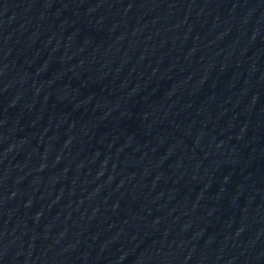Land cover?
<instances>
[{"label": "water", "instance_id": "obj_1", "mask_svg": "<svg viewBox=\"0 0 264 264\" xmlns=\"http://www.w3.org/2000/svg\"><path fill=\"white\" fill-rule=\"evenodd\" d=\"M0 264H264V0H0Z\"/></svg>", "mask_w": 264, "mask_h": 264}]
</instances>
